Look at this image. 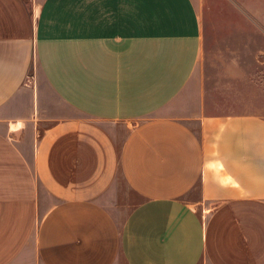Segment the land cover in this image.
<instances>
[{"label":"crops","instance_id":"0c3cea01","mask_svg":"<svg viewBox=\"0 0 264 264\" xmlns=\"http://www.w3.org/2000/svg\"><path fill=\"white\" fill-rule=\"evenodd\" d=\"M0 264H264V0H0Z\"/></svg>","mask_w":264,"mask_h":264}]
</instances>
